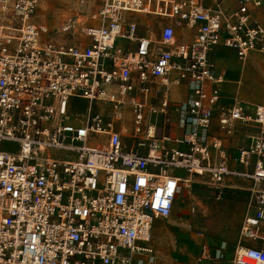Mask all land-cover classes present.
I'll return each instance as SVG.
<instances>
[{"label": "built area", "instance_id": "2783aa9c", "mask_svg": "<svg viewBox=\"0 0 264 264\" xmlns=\"http://www.w3.org/2000/svg\"><path fill=\"white\" fill-rule=\"evenodd\" d=\"M39 1L0 0V264L152 263V228L193 180L250 181L240 240L264 242V105L220 106L212 58L264 54V0H85V20L56 30L72 43L35 24Z\"/></svg>", "mask_w": 264, "mask_h": 264}, {"label": "rangeland", "instance_id": "374dc122", "mask_svg": "<svg viewBox=\"0 0 264 264\" xmlns=\"http://www.w3.org/2000/svg\"><path fill=\"white\" fill-rule=\"evenodd\" d=\"M82 1L85 0H40L33 21L51 32L52 41L72 43L74 39L70 35L56 34V30L70 20H85L88 8ZM130 19L139 23L148 21V18L138 15H130ZM117 43L123 42L117 40ZM216 48L218 47L213 48L212 58L217 68L222 69V63L234 70L241 68L233 53L231 58L219 60ZM254 63L253 57H249L248 64ZM226 86L227 82L221 89ZM170 91L171 98H184L183 87L171 86ZM85 106L87 105L83 101L71 100L69 115L77 117V114L83 113ZM4 149L15 150L16 147L6 145ZM174 173L185 176L183 171ZM242 185L240 182V188L217 190L205 180H193L191 184L183 186L171 216L165 220L158 219L152 229L148 246L153 249L155 261L150 263L143 259L140 264H214L222 261H230L229 264H233L236 250L245 242L242 240L240 243V227L246 210L247 196ZM261 243L262 241L258 240V244ZM203 246L207 247V261L201 260ZM136 262L137 259L134 264Z\"/></svg>", "mask_w": 264, "mask_h": 264}, {"label": "crops", "instance_id": "0c3cea01", "mask_svg": "<svg viewBox=\"0 0 264 264\" xmlns=\"http://www.w3.org/2000/svg\"><path fill=\"white\" fill-rule=\"evenodd\" d=\"M255 18L259 22L264 23V5L261 9L255 12ZM217 47L218 48H216V53L219 60H225L229 57L231 58V53H233L232 51L224 48L222 45H219ZM251 56L255 60L254 65L248 64V59ZM237 61L241 66L240 69L238 68L239 70L228 68V66L224 63L221 64L222 69L217 68V66L215 65L218 72L224 75L225 82H227V86L225 89H221V86L225 82L220 86L219 105L223 107H230L236 101L244 102V105L248 108H253L254 106L257 105H264V54L250 53L244 61H240V60ZM228 87H230L229 91H228ZM181 100L182 99L172 98L173 102H180ZM246 136L247 135L245 134V132L240 131L236 134L235 137H233L228 142V147L232 149L231 154L235 153L233 148H236V146H239L244 142H246L245 140ZM240 182L241 184H243L242 185L243 189L247 194L246 196V203H247L249 197V191L253 188L252 183L250 181L228 178L224 183V189L240 188L239 187ZM259 188L264 189V185L262 184L261 186H259ZM241 241L242 240H240V243ZM242 246L264 249V242L262 241L261 244H258V240L253 242H248L247 240H245L244 245ZM229 263L230 261H222V262H216L214 264H229Z\"/></svg>", "mask_w": 264, "mask_h": 264}, {"label": "bare ground", "instance_id": "6f19581e", "mask_svg": "<svg viewBox=\"0 0 264 264\" xmlns=\"http://www.w3.org/2000/svg\"><path fill=\"white\" fill-rule=\"evenodd\" d=\"M158 219H164V220H165V219H168V218H158ZM153 227H154V226H153ZM152 229H153V228H152ZM150 240H151V237H150L149 241H150ZM239 248H240V247H239ZM239 248H238V249H239Z\"/></svg>", "mask_w": 264, "mask_h": 264}]
</instances>
